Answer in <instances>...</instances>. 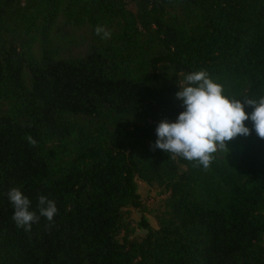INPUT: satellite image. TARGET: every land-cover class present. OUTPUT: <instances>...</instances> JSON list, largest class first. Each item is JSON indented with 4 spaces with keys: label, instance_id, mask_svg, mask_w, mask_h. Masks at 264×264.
<instances>
[{
    "label": "trees",
    "instance_id": "trees-1",
    "mask_svg": "<svg viewBox=\"0 0 264 264\" xmlns=\"http://www.w3.org/2000/svg\"><path fill=\"white\" fill-rule=\"evenodd\" d=\"M82 30L85 54L63 57ZM192 71L264 96V0H0V264H264V139L207 168L154 147ZM138 181L168 195L158 229L132 219ZM12 188L39 217L28 231Z\"/></svg>",
    "mask_w": 264,
    "mask_h": 264
},
{
    "label": "clouds",
    "instance_id": "clouds-1",
    "mask_svg": "<svg viewBox=\"0 0 264 264\" xmlns=\"http://www.w3.org/2000/svg\"><path fill=\"white\" fill-rule=\"evenodd\" d=\"M97 35L110 38L103 27L96 28ZM176 99L181 102V111L174 121L164 120L155 128L154 147L188 161H195L207 168L211 154L218 146L237 136H248L252 131L264 139V96L246 99L224 94L223 87L205 71H192L185 74L182 85H178ZM252 111L246 113L245 107ZM250 121L252 128L246 126ZM14 209L12 219L18 227L30 230L39 217L31 211V201L18 188L7 193ZM39 215L51 222L57 213L55 202L45 196L38 198Z\"/></svg>",
    "mask_w": 264,
    "mask_h": 264
},
{
    "label": "rangeland",
    "instance_id": "rangeland-1",
    "mask_svg": "<svg viewBox=\"0 0 264 264\" xmlns=\"http://www.w3.org/2000/svg\"><path fill=\"white\" fill-rule=\"evenodd\" d=\"M133 9V8H132ZM68 35H71L72 37H75L78 41V44H67V46L62 51L63 57L69 58V57H81L85 54L87 50V42L89 40L90 34L88 31H79V33H69ZM226 147V145H225ZM217 151L220 155V157L223 159L225 158L227 154V147H217ZM138 193L142 198L144 209L145 211L140 210H132V219L135 222H139L142 218V216H146L150 225L158 229V224L155 219V215L158 211H162L165 201L168 198V195H163L161 190L158 188H150L146 184L138 181ZM146 235V232L144 231H137L136 236L138 237H144Z\"/></svg>",
    "mask_w": 264,
    "mask_h": 264
}]
</instances>
